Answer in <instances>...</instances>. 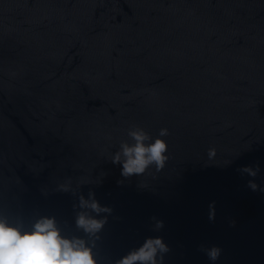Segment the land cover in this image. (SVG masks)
Instances as JSON below:
<instances>
[{
    "label": "water",
    "instance_id": "95a60500",
    "mask_svg": "<svg viewBox=\"0 0 264 264\" xmlns=\"http://www.w3.org/2000/svg\"><path fill=\"white\" fill-rule=\"evenodd\" d=\"M133 127L166 142L161 171L112 163ZM262 189L264 0H0V217L86 241L77 213L106 219L96 264L148 238L162 264H264Z\"/></svg>",
    "mask_w": 264,
    "mask_h": 264
},
{
    "label": "clouds",
    "instance_id": "9594fccd",
    "mask_svg": "<svg viewBox=\"0 0 264 264\" xmlns=\"http://www.w3.org/2000/svg\"><path fill=\"white\" fill-rule=\"evenodd\" d=\"M168 134V130L162 128L158 137H165ZM127 135L133 143L122 142L120 150L112 156L113 164L122 165L123 177L143 175L151 166H154L156 171H161L165 167L169 157L166 155L168 146L163 139L153 140L139 127L129 129ZM207 155L209 159L215 157V148L208 149ZM258 170V167L240 169L252 177L257 175ZM248 186L253 191L257 189V185L252 181L248 182ZM60 190L68 191L69 188L67 185H61ZM92 197V193H89V199L81 196L79 207L90 209L96 214L111 212L110 208L101 207ZM209 218H212L211 212ZM105 223L106 219H96L87 211L77 213L75 226L89 238L86 241L82 238L62 236L54 217H39L29 230H25L22 224H12L6 218L0 217V264H96L90 245L94 246L93 238H99L97 234ZM155 227L162 228L163 222L156 221ZM169 251V247L161 238H148L137 249L120 258L116 264H162L163 255ZM205 251L209 260L213 262L221 254V249L215 246Z\"/></svg>",
    "mask_w": 264,
    "mask_h": 264
}]
</instances>
